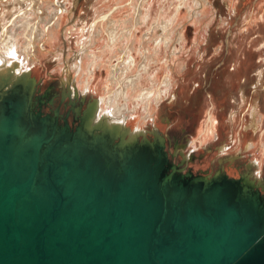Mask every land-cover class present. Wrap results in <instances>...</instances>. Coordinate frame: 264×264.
Returning <instances> with one entry per match:
<instances>
[{
    "label": "water",
    "instance_id": "water-1",
    "mask_svg": "<svg viewBox=\"0 0 264 264\" xmlns=\"http://www.w3.org/2000/svg\"><path fill=\"white\" fill-rule=\"evenodd\" d=\"M36 85L0 90V264H264V185L45 112Z\"/></svg>",
    "mask_w": 264,
    "mask_h": 264
},
{
    "label": "rangeland",
    "instance_id": "rangeland-1",
    "mask_svg": "<svg viewBox=\"0 0 264 264\" xmlns=\"http://www.w3.org/2000/svg\"><path fill=\"white\" fill-rule=\"evenodd\" d=\"M0 46V70H30L43 99L70 109L67 78L80 111L156 127L173 163L193 150L185 170L264 176V0H0Z\"/></svg>",
    "mask_w": 264,
    "mask_h": 264
},
{
    "label": "bare ground",
    "instance_id": "bare-ground-1",
    "mask_svg": "<svg viewBox=\"0 0 264 264\" xmlns=\"http://www.w3.org/2000/svg\"><path fill=\"white\" fill-rule=\"evenodd\" d=\"M25 15V12L23 13ZM17 23V19L12 21V25L16 26ZM27 24V23H26ZM25 24V25H26ZM38 24V23H37ZM36 24V25H37ZM28 26V25H26ZM51 26V25H50ZM45 28L47 29V31L50 33V37H54V32L49 31L50 27L49 26H45ZM38 31L40 34L42 33V27L39 25L37 27V29L35 28V32ZM46 31V32H47ZM53 31V30H52ZM113 33V32H112ZM113 36H116L115 33H113ZM14 37L11 36V39L8 37V39L6 40V38H4V40H2L3 42H1L3 45H7V44H11L13 45L14 42H12V39ZM8 41V43H7ZM2 45V46H3ZM4 48H7V46H5ZM3 50L1 49L0 46V53ZM135 62V60H133L131 62V64ZM8 59L5 56L4 57V64L8 65ZM12 63H16V62H12ZM80 68H83V60L80 59ZM6 65L3 69L0 70V90H7L9 89L17 80L20 81H27L29 76H30V70L28 72H24L22 74H18L16 73L17 71V67H13L10 66L9 68H6ZM131 67V66H130ZM72 85H74V82H72ZM117 94L123 95V97L128 99V89L127 87H121L120 90L117 92ZM117 94L114 95L113 97L116 98ZM159 95V94H158ZM109 105H112V103H114L113 101H111V98L108 99ZM94 107V112L92 113V117L88 118V123L90 127H94L98 132H101L102 129H108L113 131L116 136H120L125 140H134V139H138V138H149L148 135H151V137L154 134L161 133L158 131L157 128H153L152 130L150 129H142V130H138V129H130L129 126L126 125V123H117V122H108L104 119H97V113L99 110V101L98 104L93 105ZM183 160V159H182ZM183 168L185 169V166H183ZM253 170H257V165L256 163H253ZM247 179L252 180L257 186H260L261 184H259V179L258 177L251 171H247L242 173ZM254 174V175H253Z\"/></svg>",
    "mask_w": 264,
    "mask_h": 264
},
{
    "label": "flooded vegetation",
    "instance_id": "flooded-vegetation-1",
    "mask_svg": "<svg viewBox=\"0 0 264 264\" xmlns=\"http://www.w3.org/2000/svg\"><path fill=\"white\" fill-rule=\"evenodd\" d=\"M61 85H62L61 93L63 94V96H68L69 100L73 104H75V97H76L77 93L75 92V87H74V85H72V82L68 81L67 78H66V82H61ZM55 95L56 94H54L53 97H52L53 99H52V103L51 104L50 103H46V105H43V110L45 112H47V111H49V109H53L55 106L60 105V113L64 114L67 110H69V107H67L65 103H61L60 101L56 102V100L54 98ZM93 105H94V103L89 100L87 105H86V107H85V109H84L87 112L88 118H89V116L91 118L92 117V113L94 112V108H93L94 106ZM72 120H73V113L70 112L68 121L71 122ZM148 137L150 138L151 135H148ZM165 143L167 144V141ZM193 153H194L193 150L185 151V146L182 147L181 151H176V149H175V155H177V154L178 155H182L181 158L183 159V166H185V168L191 162V159H192V157L194 155ZM228 161L231 163L232 160L229 159ZM219 162L223 163L224 161L222 162V159H219ZM246 170L247 171H249V170L254 171V173H256V175H257V177L259 179V184H261L260 186L264 185V176H263L261 167H260L259 172H258V170H253V164H252V162H250L249 164L246 165ZM247 171H245V172H247ZM241 173H244V171H242ZM263 193H264V191H263Z\"/></svg>",
    "mask_w": 264,
    "mask_h": 264
}]
</instances>
